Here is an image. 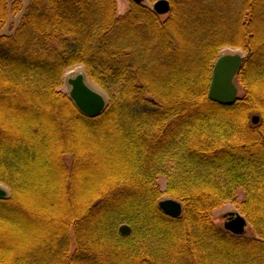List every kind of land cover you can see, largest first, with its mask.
I'll use <instances>...</instances> for the list:
<instances>
[{"label": "trees", "instance_id": "trees-1", "mask_svg": "<svg viewBox=\"0 0 264 264\" xmlns=\"http://www.w3.org/2000/svg\"><path fill=\"white\" fill-rule=\"evenodd\" d=\"M130 2L29 0L15 26L23 1L0 0V264H264V0ZM229 45L248 52L232 106L208 96ZM78 64L100 115L61 89ZM239 190L253 235L212 220Z\"/></svg>", "mask_w": 264, "mask_h": 264}, {"label": "water", "instance_id": "water-1", "mask_svg": "<svg viewBox=\"0 0 264 264\" xmlns=\"http://www.w3.org/2000/svg\"><path fill=\"white\" fill-rule=\"evenodd\" d=\"M135 2H143L144 0H133ZM153 9L159 14H167L170 12V0H156L153 4ZM244 55L241 53L220 54L215 60L212 76L209 83L208 96L209 98L227 106H232L239 99L238 87L235 84V77L243 65ZM68 84L71 99L80 112H83L89 117L100 115L107 105V100L104 94L93 89L85 80L84 73L80 72L75 77L68 78ZM259 116L254 115L252 118L253 124L259 122ZM8 192L0 186V196H6ZM158 206L162 208L170 216H180L182 213V205L175 198L162 199ZM248 220L241 213H231L224 223L225 229L234 234H242L245 232ZM125 235H129L132 231L131 227L123 224L119 228Z\"/></svg>", "mask_w": 264, "mask_h": 264}, {"label": "rangeland", "instance_id": "rangeland-1", "mask_svg": "<svg viewBox=\"0 0 264 264\" xmlns=\"http://www.w3.org/2000/svg\"><path fill=\"white\" fill-rule=\"evenodd\" d=\"M23 1V10L22 12H20V14L18 15H14V17H10V22H12L13 24L15 23V26L18 24V22L21 19V16L23 14V12L25 11V9L27 8L26 6L29 3V0H22ZM155 1H150V0H144V4H146L149 7H153ZM118 3V13H124L126 12L129 8H130V0H117ZM9 24L5 27V31L6 32H10L11 29L9 28ZM219 54H229V53H241L242 55H244L245 57L247 56V51H245L242 47H236V46H222L219 48L218 50ZM80 72L84 73L85 75V80L87 81V83L89 84V86H91L93 89L99 91L100 93L102 92L107 100H108V94L106 92V90H104L102 87H100L97 83H95L92 79H89L86 75V71L84 69V66L82 64H78L74 67H70L67 69V71L64 74L63 77V84L61 89L65 92L69 93V90L71 88L70 84H68V78L69 77H75L77 74H79ZM235 84L238 87V95L239 98L242 97L244 95V85L242 82H240V80L237 78V76L234 79ZM264 90V89H263ZM251 115V120L254 117V115H258L257 112L253 111L250 113ZM260 117V115H258ZM261 118H259V122H260ZM66 160L68 162V164L70 165L72 163V157L69 155H66ZM166 176L163 174H160L158 177V184L160 185L161 191H162V196L160 197V200L162 199H170V198H174V197H170L168 194L165 193L167 184H166ZM0 186L2 188H4L8 194L10 193L9 188L2 182H0ZM239 195L237 196L236 201L233 200H227L225 201V203L218 207L215 208V210L212 212V220L214 222V224L218 225L219 227L225 228L224 223L226 222V220L228 219L229 215L231 213L236 214V212L241 213L243 216L244 214L241 212L240 210V202L241 200H243V196H244V191L239 190ZM176 199V198H175ZM248 225L246 226L245 229V233L246 235H253V230L251 227V224L249 222H247Z\"/></svg>", "mask_w": 264, "mask_h": 264}]
</instances>
